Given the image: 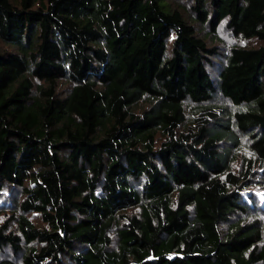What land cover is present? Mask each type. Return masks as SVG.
<instances>
[{
    "label": "trees",
    "instance_id": "1",
    "mask_svg": "<svg viewBox=\"0 0 264 264\" xmlns=\"http://www.w3.org/2000/svg\"><path fill=\"white\" fill-rule=\"evenodd\" d=\"M257 174L264 0H0V264H264Z\"/></svg>",
    "mask_w": 264,
    "mask_h": 264
},
{
    "label": "rangeland",
    "instance_id": "2",
    "mask_svg": "<svg viewBox=\"0 0 264 264\" xmlns=\"http://www.w3.org/2000/svg\"><path fill=\"white\" fill-rule=\"evenodd\" d=\"M215 44H218L224 49H227L231 45H243V46H254L256 44L253 40H242L233 38L229 32L221 26L218 32V38ZM219 60L217 61L218 64ZM211 72H214L213 67H209ZM67 86L64 83L61 89H64ZM186 111L191 110V104L186 103ZM250 157V154L247 148L243 145L242 147L233 151L231 169L234 172H239L243 164L245 163L246 158ZM256 180L252 181L251 185L245 188L242 191V200L249 206V210L246 215L236 216V220L250 221L254 218H259L261 223L264 225V179L261 174L256 175ZM261 180V181H260ZM13 210L12 203H4L0 206V221H2L8 212ZM33 219H37L32 216ZM232 220V219H231ZM233 221V220H232ZM226 228V226L224 227ZM0 256L9 257L13 256V252L9 247H4L0 249ZM15 261L20 262V256Z\"/></svg>",
    "mask_w": 264,
    "mask_h": 264
}]
</instances>
